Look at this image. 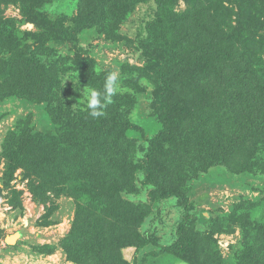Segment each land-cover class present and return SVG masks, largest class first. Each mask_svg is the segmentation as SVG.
I'll list each match as a JSON object with an SVG mask.
<instances>
[{"label": "rangeland", "instance_id": "obj_1", "mask_svg": "<svg viewBox=\"0 0 264 264\" xmlns=\"http://www.w3.org/2000/svg\"><path fill=\"white\" fill-rule=\"evenodd\" d=\"M200 1L178 0L173 5L182 15L197 4L199 18L173 17L174 25L166 23L165 37L151 35L161 42L158 46L183 48V61L178 62L183 69L173 72L169 67L167 73L184 70L187 77L186 68L197 69L199 91L189 102L196 119L185 123L181 118L162 142L158 135L163 121L155 100L160 83L143 74L145 50L151 51L147 42L153 41L146 31L157 7L153 0H87L88 14H81L83 0H0V264H264V152L253 171H233L216 157L209 164L212 155L228 149L229 128L237 130L243 117L234 115L236 98L231 99L229 87L230 96L223 92L209 98L213 105L225 100L216 121L208 115L205 97L208 86L233 71V61L245 68L246 79L249 74L264 84V16L254 10L258 27L227 39L232 61L223 51L226 42L218 48L202 45L208 13ZM228 1L234 13L224 30L230 32L238 23L239 0ZM111 7L116 11L110 13ZM243 41L260 53L247 57ZM29 65L38 70L31 78L39 92L31 94L10 86L26 79ZM3 68L15 74L6 86ZM112 72L118 73L116 96L111 98L112 109H106L117 142L108 138L104 150L111 148L113 154L116 149V159L136 165L131 171L134 188L114 189L120 200L107 190L113 175H99L89 167L99 175L95 182L74 163L68 168L58 163L53 172L52 162H45L42 153L36 160L29 147L30 136L42 133L55 140L56 158L69 151L74 156L83 153L92 163L86 138L95 119L88 115L86 92L94 88L85 77ZM65 92H81L82 97L71 99ZM175 100L184 105L189 99ZM158 139L161 147L152 143ZM21 143L25 145L19 148ZM106 159L109 173L114 169ZM164 182L168 184L160 186ZM171 188L173 196L167 194ZM115 201L121 208L111 205ZM128 211L142 216L136 227L126 224L123 215ZM78 217L83 222L75 226Z\"/></svg>", "mask_w": 264, "mask_h": 264}, {"label": "trees", "instance_id": "obj_2", "mask_svg": "<svg viewBox=\"0 0 264 264\" xmlns=\"http://www.w3.org/2000/svg\"><path fill=\"white\" fill-rule=\"evenodd\" d=\"M139 1V0H138ZM157 7L155 9V15L153 19L148 23L147 26V33L149 36L153 39L155 35H161L165 37V34L169 32L166 30V23L168 21L172 22L173 17H189V15H193L196 18H199L198 14V9H197V4H194L191 8L189 7L184 14H178L174 11L173 5L176 4L178 0H153ZM225 2H230L228 0H206L205 2L203 0L200 1V5L202 6V10L207 11L208 13V35H205V39L198 40L199 42L202 43V45L208 44L210 47H215L218 48L220 44L222 43H227L226 47L223 49L225 52L226 56L228 57L229 60L233 61L234 56H232V47L230 44H228L227 39H232L234 35H237V39L240 38L241 35H244L247 31H250L253 29V26H257L258 20H255V16L253 14V11L256 10L263 14L264 16V0H239L238 2L235 1L238 5V11L236 14L238 15V23L235 26H232L230 28V32H227L224 30V27L229 24L231 20V16L234 13V9L231 6V3L226 4ZM84 7L81 10V14H88L89 8L87 7V0H83ZM107 5V4H105ZM260 5V6H258ZM110 13H113L115 8L111 7L108 9ZM233 10V13H232ZM256 24V25H255ZM261 24H259L260 26ZM205 26V25H204ZM210 26V27H209ZM174 29H177L175 26H173ZM223 28V30H222ZM226 33L225 37H222V34ZM234 34V35H233ZM153 35V37L151 36ZM151 40V39H150ZM222 40V41H221ZM250 40V38L248 39ZM256 41H254L255 43ZM200 43V44H201ZM148 48L151 49L150 52L145 50L144 56L147 61L146 68L143 71V74L151 79L152 81L159 82L158 84V90H157V98L155 100L158 102L159 105H157V110L160 112V119L163 121V131L160 132L158 135L159 139L160 137L162 138V142L165 139V136L171 135L172 130H175L176 123L181 121L184 118L186 120L185 123L188 122V118L190 121H193L196 119V113L195 111H192L191 108L189 107V102H191V98H193V94L199 91L198 86H197V69L194 68L192 71L189 68L185 69V72L187 73V77L184 76L182 73H167L165 70L170 67L171 71L176 72V69H183L179 67L182 60V55L184 54L183 48L178 46V48L175 46L172 48V44L168 43L161 46H158L161 44L160 41H149L147 42ZM244 45L243 49L245 50V54L248 57V53L251 54L253 51L260 53V51L257 49V47H253L251 45L246 44L245 41L241 43ZM253 47V48H252ZM182 48V52H181ZM25 58H29L27 56V53L24 55ZM251 59V58H250ZM159 61V64L156 62ZM219 61V60H218ZM222 61V60H220ZM232 65L231 61H227ZM237 64H234L233 61V71L229 74L227 77L225 73H223V77L220 78L219 80L215 81L214 86L211 88L208 86V93L206 92L205 97L207 96L209 98L213 96H219L221 97L222 93L225 92L226 96L231 95V99L235 100V104L237 106L234 107V115L236 116H242L243 118L237 122V130L234 128H229V133L231 135H227V145L228 149H225V151L219 152L218 155H212L214 158H209L208 163L210 164L211 162H214L215 157L219 160L222 161L224 165L232 169L233 171L235 170H248V171H253L255 168L260 165L259 159V154L264 152V84H260L256 78H252L248 74V78L244 77V71L245 68L239 66L240 62H235ZM11 66V65H10ZM176 66V67H175ZM13 67V66H12ZM14 68V67H13ZM15 69L19 72L21 68H18L17 66ZM247 69V68H246ZM3 84L6 86L13 80L11 76H15V74L12 75V71L7 68H3ZM41 70V69H40ZM37 67L35 66H30L28 70H24L25 75L27 76L26 79L20 83L14 84L11 83L10 86H13L15 88H20L18 90L28 89L29 94L33 92H39L38 89L34 90V86L32 85V79L31 76L37 73ZM243 71V72H242ZM247 71V70H246ZM212 74V71L208 72V76ZM181 75V76H180ZM202 75V74H199ZM9 76V77H8ZM257 77V76H256ZM86 83L89 84L91 87L94 88V90L103 92L104 90V84L106 80L105 73L102 74H90L87 78L85 77ZM211 80V79H210ZM212 81V80H211ZM213 84V81L211 83V86ZM229 90L231 91L230 95L226 94V91ZM93 90V89H92ZM68 97L73 99L80 100L82 97L81 92H73V93H68ZM185 93V94H184ZM184 94L185 97H183ZM116 96V95H114ZM234 96V98H233ZM65 98V97H64ZM175 98H179L180 100H188L186 104L182 105V103L177 102ZM230 98V97H229ZM114 100V98H113ZM215 100V99H214ZM112 101V100H111ZM155 101V102H156ZM211 100L209 99L208 101V109L209 113L211 115V120L216 121V117L219 115V107L222 106V102L225 103V100H218L214 102V105L210 102ZM173 102V103H172ZM111 106V103L107 104V107ZM112 109V106L110 107ZM187 110H190L189 112ZM105 115L93 120L94 123V128H91L88 130V139L90 143L88 142V145L90 147L89 154H88V160H93L92 163H87V158H83V153L82 157L79 155H72L69 151H64L63 155H58L57 156V151L55 152V140L52 138H49L48 136H44L42 133H35L36 136L32 137L30 136L31 139H33L29 145L30 150L34 153H36V160L39 157L37 153H42L45 159V162H52V168L53 172L57 169L58 163H61L64 165L63 167L68 168L72 163H74V168H83L87 171V176L91 177L92 181L95 182L97 179H99L100 173H103L111 176L113 175L112 178V184H109L107 190L110 192V196H114V189L115 187H121L125 190H132L134 188V182L133 178L131 176V171L133 172V169H135L136 165L130 163V165L121 163L123 162L122 159H116L115 154L116 149H114V153L112 154V149L108 148L107 150H104V145H107L110 141L111 138L115 137V134L113 131H111V124L109 123V117L110 110L109 108L106 109V107L103 109ZM181 111V112H180ZM72 110H70L69 107V113H71ZM184 112L187 114L185 117L181 116H175L176 114H180ZM214 117V119H213ZM92 118V117H90ZM93 119V118H92ZM220 121L223 119L218 118ZM209 120V119H208ZM215 121L213 123H215ZM122 125V124H121ZM209 126H213L208 122ZM124 126V125H122ZM195 126L198 127H204L202 124L197 123ZM228 127V126H227ZM208 135H213V130L208 129ZM84 136V135H83ZM224 138V136H222ZM221 137V138H222ZM110 138V139H108ZM50 139V141H49ZM158 139L157 142L155 140L152 141L153 144H155L157 147H161V141ZM109 140V141H108ZM114 141L116 139L114 138ZM117 142V141H116ZM190 142V141H189ZM17 143V142H16ZM124 143V141H122ZM113 144V143H111ZM219 144V142H218ZM25 143H21V145H18L19 148L23 147ZM93 145V146H92ZM110 145V144H109ZM220 146V144L218 145ZM216 148V147H215ZM231 148V149H230ZM164 149V147H163ZM81 148V152H82ZM153 151H157V148L153 147ZM96 156L98 158V161H96ZM109 156V157H108ZM148 156V155H147ZM104 158H107L106 160H111L109 164L112 165L114 170H112L109 173H106L107 166L104 164ZM121 158V157H120ZM151 158V157H150ZM41 159V158H40ZM43 160V159H41ZM258 160V161H257ZM57 161V163L54 165L53 163ZM107 162V161H106ZM129 162V161H127ZM214 164V163H213ZM258 164V165H257ZM149 169H152V165H147ZM91 167L93 170H99V175H95L94 171H90ZM146 170H148L146 168ZM90 171V172H89ZM118 173H121L122 175H118ZM149 175V171H148ZM151 175V174H150ZM98 177V178H97ZM102 179H105V177L100 176ZM103 182V183H107ZM98 183V182H97ZM118 186H114V185ZM161 185H166L168 183H159ZM158 186V185H157ZM159 186V187H160ZM164 190L166 188L163 186ZM159 189V188H158ZM104 193H102L103 195ZM115 198L120 200V196H118V193L115 191ZM170 196H173L176 194V191L174 189H170L167 193ZM122 204H128L126 202H122ZM114 207L121 208V204L118 202H113L111 203ZM117 205V206H116ZM128 206V205H127ZM126 206V207H127ZM129 209V208H125ZM124 210V209H123ZM129 212V211H128ZM124 214V213H123ZM142 214V213H141ZM133 215V214H132ZM126 219L125 222H127V225H132L133 227H136L140 221H142V216L139 215L136 217V214L134 216L130 215V212L128 215H123ZM136 218V219H134ZM188 218V217H187ZM81 222L79 217L76 218L75 221V226L79 225ZM117 223V221L115 220ZM133 222V223H132ZM121 226L122 225H118ZM123 230H126V227L123 224ZM78 231V230H77ZM119 236H120V231ZM117 232V233H118ZM80 233V231H79ZM138 235V232L137 234ZM133 238H136L135 236ZM144 243V241L142 242ZM186 249H183V252H185ZM128 264V263H126ZM247 264H253L251 261H248Z\"/></svg>", "mask_w": 264, "mask_h": 264}, {"label": "clouds", "instance_id": "obj_3", "mask_svg": "<svg viewBox=\"0 0 264 264\" xmlns=\"http://www.w3.org/2000/svg\"><path fill=\"white\" fill-rule=\"evenodd\" d=\"M117 82L118 73L112 72L106 77L103 92L94 89L86 92L87 109L90 117L97 119L105 115L103 109L108 103H111L112 96L116 94Z\"/></svg>", "mask_w": 264, "mask_h": 264}]
</instances>
